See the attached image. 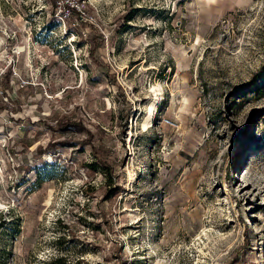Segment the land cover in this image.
Segmentation results:
<instances>
[{
  "label": "rangeland",
  "instance_id": "rangeland-1",
  "mask_svg": "<svg viewBox=\"0 0 264 264\" xmlns=\"http://www.w3.org/2000/svg\"><path fill=\"white\" fill-rule=\"evenodd\" d=\"M0 213V264H264V0H0Z\"/></svg>",
  "mask_w": 264,
  "mask_h": 264
},
{
  "label": "trees",
  "instance_id": "trees-1",
  "mask_svg": "<svg viewBox=\"0 0 264 264\" xmlns=\"http://www.w3.org/2000/svg\"><path fill=\"white\" fill-rule=\"evenodd\" d=\"M71 123L65 124V126H69ZM64 126V127H65ZM92 154L94 156V160L90 162H81L80 166L84 168L88 173L96 172L97 169H102L105 174L108 173V170H111V164L109 162V151L100 145L96 149L92 150ZM119 187H113V196H117L119 193V190H117ZM6 222L5 217L2 213H0V227H2ZM50 264H64L63 258H55L53 259Z\"/></svg>",
  "mask_w": 264,
  "mask_h": 264
}]
</instances>
